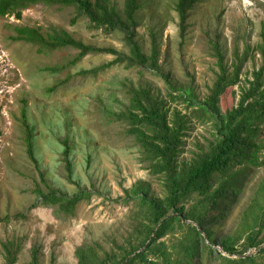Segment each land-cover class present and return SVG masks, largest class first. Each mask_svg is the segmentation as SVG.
Segmentation results:
<instances>
[{
	"label": "rangeland",
	"instance_id": "rangeland-1",
	"mask_svg": "<svg viewBox=\"0 0 264 264\" xmlns=\"http://www.w3.org/2000/svg\"><path fill=\"white\" fill-rule=\"evenodd\" d=\"M106 1L123 12L125 0ZM139 3L136 39L147 54L158 45L159 72L151 66L108 65L116 57L110 53H88L76 59V48L39 49L18 39L20 26L44 34L66 30L85 43L129 52L122 33L92 27L86 17L76 18L72 7L39 2L26 6L21 18L13 13L0 16V264L34 260L36 264H78V250L90 247L99 257L118 253L117 245L131 234L139 209L135 200L126 203V189L148 180L152 190L163 195V186L142 161L127 124L114 119L111 111L126 108L132 88L151 87L164 95L175 92L164 75L175 87L206 97L221 70L215 43L230 71L234 63L241 64L240 83L222 97L224 110L238 103L240 88L264 65V0H198L185 29L177 0ZM104 64L107 67L97 74L81 73ZM54 66L61 70L47 69ZM171 103L183 113L190 111L182 100ZM188 125L180 158L191 160L214 136L209 123L193 118ZM29 133L35 159L27 151ZM259 136L264 139V129ZM65 138L71 146L70 168ZM263 184L264 165L250 170L228 215L212 224L219 237L240 235V243L244 241L242 228L250 203L258 198L264 208ZM79 185L94 194L82 200L74 213L58 211L55 205L33 206L37 186L73 194ZM19 213L24 216L13 217ZM7 215L13 219L4 220ZM160 240L163 248L173 250L182 234L170 233ZM9 241L16 255L12 263L4 247ZM248 252L256 253V248ZM208 256H203L201 264H218L216 253Z\"/></svg>",
	"mask_w": 264,
	"mask_h": 264
},
{
	"label": "trees",
	"instance_id": "trees-1",
	"mask_svg": "<svg viewBox=\"0 0 264 264\" xmlns=\"http://www.w3.org/2000/svg\"><path fill=\"white\" fill-rule=\"evenodd\" d=\"M197 1L177 0L183 29ZM39 2L72 7L76 18L86 17L92 27L122 33L129 52L85 43L66 30L44 34L37 28L20 26L18 39L36 44L39 49L76 48L79 50L76 59L88 53H110L116 57L108 65L151 66L159 72L158 45L154 44L152 53L147 54L136 39L139 0H125L123 12L106 0H0V16L13 13L21 18L26 6ZM215 49L221 70L206 97H197L192 89L175 87L169 76L164 75L177 94L169 92L164 95L151 87L132 88L126 108L120 112L111 111L114 119L127 124L128 135L141 149L142 161L149 172L161 180L163 195L155 193L148 180H140L126 189V203L129 205L135 200L139 207L131 234L122 245H117L118 253L99 257L92 247L79 249L78 264H201L204 257L213 253H216L218 264H264V208L258 198L250 203L246 212L242 228L246 236L242 243L240 235L219 237L212 226L228 215L230 204L237 201L250 170L264 165V139L259 136L264 129V65L254 70L247 84L240 88L238 103L224 110L222 97L230 87L240 83L241 64L234 63L235 69L230 71L218 43H215ZM105 67L104 64L81 73L97 74ZM47 69L61 70L58 66ZM178 100L186 102L190 111L183 113L178 107L172 108L171 101ZM193 118L209 123L214 138L191 160H186L180 156L188 124ZM64 144L65 160L70 168L71 146L67 138ZM27 151L35 159L31 133L27 136ZM36 191L38 199L34 207L55 205L64 213H74L82 200L94 194L81 185L73 194L51 187L45 191L40 186ZM21 216L24 215L19 213L13 217L18 219ZM11 218L7 215L4 220L11 221ZM170 233L182 234V240L173 250L163 248L160 240ZM215 245H220L223 250ZM4 247L8 251L9 263L14 262V243L6 242ZM251 248H256V253L241 256ZM31 264H36V260Z\"/></svg>",
	"mask_w": 264,
	"mask_h": 264
},
{
	"label": "water",
	"instance_id": "water-1",
	"mask_svg": "<svg viewBox=\"0 0 264 264\" xmlns=\"http://www.w3.org/2000/svg\"><path fill=\"white\" fill-rule=\"evenodd\" d=\"M172 215H176V214H172ZM181 216H182V215H181ZM168 217H169V216H168ZM184 220L187 221L186 218H184ZM263 246H264V244H263ZM249 254H251V252H246V253L242 254L241 256H247V255H249Z\"/></svg>",
	"mask_w": 264,
	"mask_h": 264
}]
</instances>
